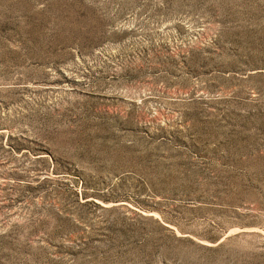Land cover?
<instances>
[{
    "label": "rangeland",
    "instance_id": "1",
    "mask_svg": "<svg viewBox=\"0 0 264 264\" xmlns=\"http://www.w3.org/2000/svg\"><path fill=\"white\" fill-rule=\"evenodd\" d=\"M0 264H264V0H0Z\"/></svg>",
    "mask_w": 264,
    "mask_h": 264
}]
</instances>
